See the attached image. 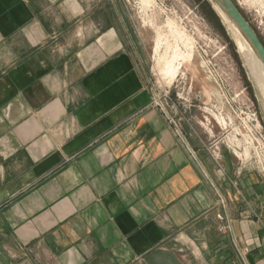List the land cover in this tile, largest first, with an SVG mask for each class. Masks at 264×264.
I'll return each instance as SVG.
<instances>
[{"label":"crops","instance_id":"obj_1","mask_svg":"<svg viewBox=\"0 0 264 264\" xmlns=\"http://www.w3.org/2000/svg\"><path fill=\"white\" fill-rule=\"evenodd\" d=\"M155 95L125 0H0V264H264L263 174Z\"/></svg>","mask_w":264,"mask_h":264},{"label":"rangeland","instance_id":"obj_2","mask_svg":"<svg viewBox=\"0 0 264 264\" xmlns=\"http://www.w3.org/2000/svg\"><path fill=\"white\" fill-rule=\"evenodd\" d=\"M125 1L143 40L156 95L164 106L187 109L188 120L206 135L205 131L210 129L204 123H210L212 147L219 132L227 134L229 138L223 140L224 145L233 153L235 149L246 151L261 172L262 143L259 148L254 143L253 148L246 149L251 134L244 129L243 122L252 126L249 128L254 135L258 133L264 138V94L250 75L230 33L231 23L219 15L214 0H152L149 4L143 0ZM233 2L264 43V0ZM176 54H192L191 60L182 65L175 78L163 77L162 67ZM222 119L227 122V129L219 126V130Z\"/></svg>","mask_w":264,"mask_h":264},{"label":"bare ground","instance_id":"obj_3","mask_svg":"<svg viewBox=\"0 0 264 264\" xmlns=\"http://www.w3.org/2000/svg\"><path fill=\"white\" fill-rule=\"evenodd\" d=\"M143 1L146 2L147 4L152 2V0H143ZM214 7L219 12V15H221L223 17L222 18L223 20H226V21L231 23V25H232L231 28H233L232 29L233 31H230V33L232 32L233 36L235 37L234 41H236L237 48L244 58L245 64L249 70L250 75L254 79V82L256 83L258 88L264 94V65L261 62L257 52L252 47V45L250 44L248 39L245 37V35L241 31V29L237 26V24L230 18V16L223 10V8L216 1H214ZM170 25H171V23H170ZM193 51H195V50H193ZM184 53H187V52H184ZM191 56H192V54H189V55L188 54L187 55H185V54L177 55L176 54L175 56L173 55L172 57L168 58V60L166 57L165 60H167V61L165 62V64L162 63V64H164V66L161 69L163 77L165 76V77L175 78L176 76H178L179 70L181 69L182 65L185 62H189L191 60ZM177 59H179L180 61L176 63ZM160 60H161V58H160Z\"/></svg>","mask_w":264,"mask_h":264},{"label":"water","instance_id":"obj_4","mask_svg":"<svg viewBox=\"0 0 264 264\" xmlns=\"http://www.w3.org/2000/svg\"><path fill=\"white\" fill-rule=\"evenodd\" d=\"M216 1L223 10L230 16V18L237 24L241 29L245 37L248 39L252 47L257 52L261 62L264 65V43L257 31L248 21V19L241 12L239 7L233 2V0H214Z\"/></svg>","mask_w":264,"mask_h":264},{"label":"built area","instance_id":"obj_5","mask_svg":"<svg viewBox=\"0 0 264 264\" xmlns=\"http://www.w3.org/2000/svg\"><path fill=\"white\" fill-rule=\"evenodd\" d=\"M153 103L155 104V105H157V106H160L161 108L162 107H164V104H163V102L161 101V99L159 98V97H157V95H155L154 96V98H153ZM165 108V107H164ZM254 116V115H253ZM248 118H250V119H252V120H254V118L253 117H248ZM219 124V126L222 128V129H227V122L225 121V120H223L222 119V121L220 122V123H218ZM223 127H222V126ZM243 126H244V129L245 130H248V132L251 134V138H250V142H247V144H246V149L247 148H253L256 144V148H259L260 147V144L262 143V149H264V138H262L260 135H258V133H256L257 134V136L256 135H254L253 134V131H252V129H250L249 127H252V126H250L249 124H246L245 122H243ZM242 126V127H243ZM241 133H237V135H240ZM226 138H229V136L227 135V134H224V138H223V140L224 139H226ZM219 142H217V144H218ZM231 143V142H230ZM254 143H256V144H254ZM217 144L216 145H214L213 146V148H214V151H216L217 150ZM231 144H233V145H235L233 142L231 143ZM240 149V148H239ZM245 149V148H244ZM249 150V149H248ZM235 154L238 156V158L240 159V160H243V161H253L252 159H253V157H248L247 156V154H246V151L245 152H242V150H240L239 152L237 151V149H235ZM244 151V150H243ZM237 152L240 154V155H238L237 154ZM243 156V157H242ZM261 172H262V174H263V176H264V167H262L261 166ZM221 218H222V216L221 215H219Z\"/></svg>","mask_w":264,"mask_h":264}]
</instances>
